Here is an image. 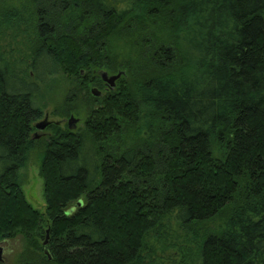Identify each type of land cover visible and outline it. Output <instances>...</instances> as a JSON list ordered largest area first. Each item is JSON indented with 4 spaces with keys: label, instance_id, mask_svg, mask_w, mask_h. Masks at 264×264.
<instances>
[{
    "label": "trees",
    "instance_id": "16d2710c",
    "mask_svg": "<svg viewBox=\"0 0 264 264\" xmlns=\"http://www.w3.org/2000/svg\"><path fill=\"white\" fill-rule=\"evenodd\" d=\"M54 7L62 25L37 8L20 74L2 36L31 25L0 9V242L23 237L27 264H264V0ZM117 33L137 55L114 53ZM100 71L123 72L115 89ZM59 75L99 104L84 130L33 140ZM35 150L45 212L23 191Z\"/></svg>",
    "mask_w": 264,
    "mask_h": 264
},
{
    "label": "rangeland",
    "instance_id": "374dc122",
    "mask_svg": "<svg viewBox=\"0 0 264 264\" xmlns=\"http://www.w3.org/2000/svg\"><path fill=\"white\" fill-rule=\"evenodd\" d=\"M57 2H59V0H38V3L37 0H0V9L8 8L9 10L17 11L19 14H24L26 17L24 23L27 26L31 25L28 28V32L24 33V31L15 32L12 30H8L4 32V37L2 36L3 45L4 47H6V54L10 55L9 59L15 61V66L17 65V67L14 68L16 70V73L20 74L21 71H24L26 65L25 63L29 56L28 53H30L29 51L31 50V47L35 46L38 42L34 31L37 8H48V10H52V8L55 9L56 12L54 14V22L52 23V25L54 24L53 26H57L58 23L62 25L64 17H62L61 14H58L60 13L58 12L60 10L54 7ZM47 3H50L52 8L48 6ZM27 5L32 9H27ZM99 22L101 23V26L97 27V24ZM99 22L94 24V30H102L104 28V24L102 25V21ZM146 36H148V34ZM111 38V47L113 46L112 50L114 51V53L121 54L125 57H127L128 55H137V48L135 47L139 46L138 44H135V42H138L137 36L131 38L129 37V35L125 36L122 33H117L115 35L112 34L110 39ZM107 42V39H105L104 37L101 38L98 46L99 49L100 47H102L104 50ZM123 48L124 50H122ZM135 59L134 61L136 62L137 59ZM138 66H140V64L137 63L136 67ZM76 89V87L68 82L64 75H59L46 85L40 84V100L41 104L44 106V115L34 123H41L47 120L50 124H58L62 128H66L68 127L69 119L74 116V118L78 120L74 130H84L86 119L89 116L88 110L92 106L97 107L99 102H96L92 97V100H86L82 95L79 94ZM91 90L92 87H90V93ZM46 116H48V119L45 118ZM41 133L42 131H39V134ZM41 139L44 138H33V140L37 141ZM38 165L39 151L35 150L30 154L27 168L21 171L22 175H24L23 191L25 194V198L34 208L38 209L41 212H45L46 202L44 199L43 180L39 175ZM0 245L3 249L4 259V263L0 264H27L25 261H22L24 259L28 260V257L30 255L28 253L29 251L26 249L27 245L23 237L18 236L11 240L2 241L0 242Z\"/></svg>",
    "mask_w": 264,
    "mask_h": 264
},
{
    "label": "water",
    "instance_id": "95a60500",
    "mask_svg": "<svg viewBox=\"0 0 264 264\" xmlns=\"http://www.w3.org/2000/svg\"><path fill=\"white\" fill-rule=\"evenodd\" d=\"M123 75V72L118 73L116 75H109L107 72L104 71H100L99 72V76L101 77V79L103 80V82L107 85V88L113 90L116 87V82L121 78V76ZM92 94L96 97L101 96V91H99L97 88L92 89ZM78 122L77 119L74 118V116H72L69 121H68V126L70 129H75V125ZM50 123L45 120L39 124H37V129L38 130H44L48 127ZM47 242H45L46 244ZM0 263H4V259H3V249L0 245Z\"/></svg>",
    "mask_w": 264,
    "mask_h": 264
},
{
    "label": "flooded vegetation",
    "instance_id": "af4514ba",
    "mask_svg": "<svg viewBox=\"0 0 264 264\" xmlns=\"http://www.w3.org/2000/svg\"><path fill=\"white\" fill-rule=\"evenodd\" d=\"M105 84V83H104ZM106 85V84H105ZM105 88L107 89V90H109V88H107V85L105 86ZM102 95V94H101ZM46 119H48V116H46L45 117ZM37 124H39V123H33V128H34V130H33V132H32V137L33 138H35V139H38V138H47L48 137V135H49V132H48V128L52 125V123L45 129V130H42V133L41 134H39V131H41V130H38L37 129Z\"/></svg>",
    "mask_w": 264,
    "mask_h": 264
},
{
    "label": "bare ground",
    "instance_id": "6f19581e",
    "mask_svg": "<svg viewBox=\"0 0 264 264\" xmlns=\"http://www.w3.org/2000/svg\"><path fill=\"white\" fill-rule=\"evenodd\" d=\"M49 125H50V124H49ZM49 125H48V126H49ZM36 127H37V126H36ZM68 127H69V126H68ZM69 129H70V128H69ZM44 130H45V129H44ZM41 131H42V130H41Z\"/></svg>",
    "mask_w": 264,
    "mask_h": 264
}]
</instances>
